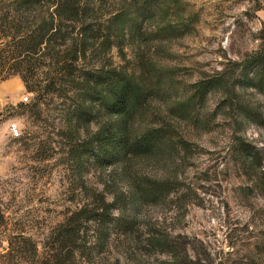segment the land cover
I'll list each match as a JSON object with an SVG mask.
<instances>
[{
    "label": "rangeland",
    "instance_id": "rangeland-1",
    "mask_svg": "<svg viewBox=\"0 0 264 264\" xmlns=\"http://www.w3.org/2000/svg\"><path fill=\"white\" fill-rule=\"evenodd\" d=\"M81 3L100 25L115 15L116 30L89 41L78 65L122 70L142 80L149 98L129 121L132 131L160 132L146 154L121 159L115 148L104 159L97 133L114 117L96 102L89 120H78L80 104L67 84L36 102L19 76L1 80L0 264H34L36 256L46 264L44 248L66 216L90 193L104 192L111 200L116 190L133 195L124 209L133 216L128 235L115 223L101 238L92 222L82 224L73 242L54 240L56 251L63 245L61 262L264 264V91L238 89L242 112L234 110V96L223 85L193 96L197 81L225 68L230 72L264 42V0ZM76 42L74 35L67 38L60 60L69 61ZM50 76L42 74L40 84ZM243 144L254 161L244 158ZM144 181L150 193L138 188ZM16 235L37 243L36 256H2ZM149 236L166 244L153 246Z\"/></svg>",
    "mask_w": 264,
    "mask_h": 264
},
{
    "label": "trees",
    "instance_id": "trees-1",
    "mask_svg": "<svg viewBox=\"0 0 264 264\" xmlns=\"http://www.w3.org/2000/svg\"><path fill=\"white\" fill-rule=\"evenodd\" d=\"M113 21H116L115 15L105 25H100V21L88 13V7L81 0H0V81L19 76L25 89L34 94L36 102L44 95L61 93L63 85L67 84L80 104L76 108L78 120L84 115L89 120L95 107L90 105L96 102L98 110L106 116L114 117V120L102 125L97 133L103 139L99 145L103 158L110 157L111 150L116 148L121 159H124L128 154H146L158 138L159 128H148L136 133L132 131L129 122L147 104L149 88L134 74L112 68L85 67L77 63L80 57H84L89 41L101 38L102 32L111 33L116 30ZM73 35L77 42L69 49V61L60 60V47ZM45 66L52 68L44 72ZM42 74L51 75L43 85L40 84ZM219 85H223L234 96L235 100L230 99L234 110L242 112L246 106L241 102L238 89L264 91V42L255 51L234 62L230 72L225 68L215 76L197 81L193 96L202 98L206 91ZM256 115L255 111H251L252 120H256L252 118ZM240 149L246 155L245 159L254 161V154L248 146L243 144ZM148 183L144 181L138 188L150 193ZM163 184L159 190L163 189ZM90 194L86 202L74 208L64 222L56 227L54 237L49 236L50 244L44 248L46 264H66L59 260L64 257L63 245L56 251L52 244L54 240L61 243L63 238L66 239L63 243L73 242L82 231V224L92 222L101 238L111 232L110 227L115 226V223L116 229L128 235L133 225V216L124 209L127 200L131 201L133 195H126V199L123 192L116 190V193H112V199L107 200L104 192ZM115 209L117 215L113 216ZM4 225V215L0 209V226ZM12 238L3 257L13 259L23 256L26 251L36 256L37 243L20 235ZM148 240L151 245L160 248L166 244L150 236ZM38 257L34 259V264H38Z\"/></svg>",
    "mask_w": 264,
    "mask_h": 264
},
{
    "label": "built area",
    "instance_id": "built-area-1",
    "mask_svg": "<svg viewBox=\"0 0 264 264\" xmlns=\"http://www.w3.org/2000/svg\"><path fill=\"white\" fill-rule=\"evenodd\" d=\"M27 97H24V99H26ZM9 129H10V132L13 134V135H17L18 134V129H17V126L15 123H11L10 126H9Z\"/></svg>",
    "mask_w": 264,
    "mask_h": 264
}]
</instances>
